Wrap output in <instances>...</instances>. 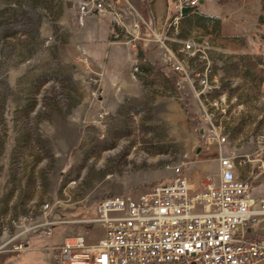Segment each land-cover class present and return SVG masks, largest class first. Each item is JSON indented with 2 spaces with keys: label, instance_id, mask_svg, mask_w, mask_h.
<instances>
[{
  "label": "rangeland",
  "instance_id": "obj_1",
  "mask_svg": "<svg viewBox=\"0 0 264 264\" xmlns=\"http://www.w3.org/2000/svg\"><path fill=\"white\" fill-rule=\"evenodd\" d=\"M171 6L167 24L180 14L176 0ZM137 10L121 24L94 13L87 26L77 0H0V218L37 215L50 202L77 220L31 237L25 251L1 254L0 264L31 256L52 264L42 245L73 234L95 240L99 226L85 220L103 198L168 182L180 162L194 182L218 170L202 97L189 81L177 84L149 17ZM179 25L182 40H195L213 62L221 88L204 102L236 173L264 193V0H207ZM141 36L152 38L150 60L137 59ZM166 41L174 51L182 44ZM187 61L191 72L205 63L198 55ZM243 154L251 161L241 164Z\"/></svg>",
  "mask_w": 264,
  "mask_h": 264
},
{
  "label": "built area",
  "instance_id": "obj_2",
  "mask_svg": "<svg viewBox=\"0 0 264 264\" xmlns=\"http://www.w3.org/2000/svg\"><path fill=\"white\" fill-rule=\"evenodd\" d=\"M77 0L81 25L94 13L109 14L121 24L136 11L130 0ZM201 1L176 0L179 15L168 27L179 29L182 7L192 9ZM136 26V24H135ZM156 40L163 48V59L175 74L177 84L189 81L191 89L201 96L205 119L218 143V170L192 181L183 162L174 165V177L165 183H153L145 192L133 195L118 192L103 198L96 215L85 221L98 224L103 236L96 240L84 234H73L62 242L43 246L50 252L52 264H255L264 259V235L250 236L251 228L264 218V193L255 192L251 180L235 173V155L225 151L227 137L217 131L214 112L207 111L204 101L220 87L213 80V62L204 47L195 40H181L174 51L166 38ZM200 44V43H199ZM200 56L205 63L195 70V83L187 60ZM187 65V66H186ZM214 105L217 100L211 102ZM247 158L240 159L243 164ZM42 212L34 215L6 214L0 218V255L22 252L30 239L41 232L51 236L59 223H72L54 204L43 203Z\"/></svg>",
  "mask_w": 264,
  "mask_h": 264
},
{
  "label": "crops",
  "instance_id": "obj_3",
  "mask_svg": "<svg viewBox=\"0 0 264 264\" xmlns=\"http://www.w3.org/2000/svg\"><path fill=\"white\" fill-rule=\"evenodd\" d=\"M135 1L138 2L137 5H138V9L140 10V12L144 16L149 17L150 23L153 26V27H150V28H152V30L159 31L160 33L162 32L163 33V36L167 40L168 39H171L173 41H177L178 42V45L181 43L180 41L183 38H182L181 32H180V27H179L180 25L178 26L179 29L175 30V28L168 27V24H167V20H168L169 16L172 14L171 11H173V9H174L171 6L172 0H135ZM137 13H139L138 10H137ZM141 13H139V14H141ZM103 16H109V14H106V15H103ZM96 17H98V14H91V15H89L87 17V19H86V25L87 26L91 25L94 22V20H95ZM136 25H138V24H136ZM127 30L130 31L131 28H129V29L127 28ZM134 30H137L140 33L143 32V29L142 28H134ZM87 31H90V30L87 29ZM150 40H152L151 37L141 36L139 38V40H137L135 42V46H136V48L139 51V54H138L137 59L142 60V61L150 60V55L148 54L149 53V50L148 49L151 48L150 45L153 44V43H151ZM262 89L264 91V84L262 85ZM241 157L242 158H247V161L244 162V164H246L249 161H251L250 155H248V154H243ZM235 172H236V168H235ZM237 173H238V167H237ZM238 176H239V174H238ZM240 178H242V179L243 178L249 179V178H247L245 176L240 177ZM255 192L257 194L262 193V192L259 193L258 191H256V188H255ZM60 212L63 213L65 216L68 215V212H63V211H60ZM249 235L250 236H255V237H261V236L264 235V218L260 219V222L257 225H255V226H253L251 228V231L249 232ZM101 236H103V234H102V231L99 228L98 236L96 237V239H98ZM65 238L66 237H64V239ZM57 243H59V242H57ZM30 246H31V244H30ZM25 262L26 263H24V264H38V262L35 261L32 258V256L30 257V259L27 258V261H25ZM19 264H23V263H19ZM255 264H264V259H261L260 262L255 263Z\"/></svg>",
  "mask_w": 264,
  "mask_h": 264
},
{
  "label": "water",
  "instance_id": "obj_4",
  "mask_svg": "<svg viewBox=\"0 0 264 264\" xmlns=\"http://www.w3.org/2000/svg\"><path fill=\"white\" fill-rule=\"evenodd\" d=\"M201 3H203V1H201ZM191 10H192V8L189 7V6H184V7H182V9H181V11L183 12V14H187V13H189ZM204 131H205V129L202 127V128L200 129V133L203 134Z\"/></svg>",
  "mask_w": 264,
  "mask_h": 264
},
{
  "label": "trees",
  "instance_id": "obj_5",
  "mask_svg": "<svg viewBox=\"0 0 264 264\" xmlns=\"http://www.w3.org/2000/svg\"><path fill=\"white\" fill-rule=\"evenodd\" d=\"M261 41L263 42V44H264V36L262 37V39H261ZM251 57H249L248 59H247V64L248 65H252V64H256L255 62H252V60L250 59ZM221 87V86H220ZM53 234H54V232H53ZM32 243H34L33 241H32ZM42 246H48V245H42ZM44 249V248H43ZM44 250H46V249H44ZM49 252V251H48ZM49 254H50V252H49ZM50 256H51V254H50Z\"/></svg>",
  "mask_w": 264,
  "mask_h": 264
},
{
  "label": "bare ground",
  "instance_id": "obj_6",
  "mask_svg": "<svg viewBox=\"0 0 264 264\" xmlns=\"http://www.w3.org/2000/svg\"><path fill=\"white\" fill-rule=\"evenodd\" d=\"M234 167H235V165H234ZM236 168V167H235ZM236 173V172H235ZM0 232H2V231H0Z\"/></svg>",
  "mask_w": 264,
  "mask_h": 264
}]
</instances>
